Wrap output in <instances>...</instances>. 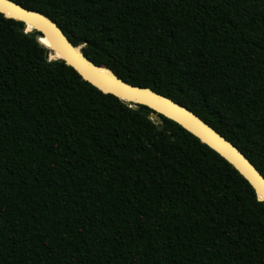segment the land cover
Masks as SVG:
<instances>
[{
  "label": "trees",
  "instance_id": "obj_1",
  "mask_svg": "<svg viewBox=\"0 0 264 264\" xmlns=\"http://www.w3.org/2000/svg\"><path fill=\"white\" fill-rule=\"evenodd\" d=\"M185 106L264 175V0H12ZM0 13V264H264V203L179 124Z\"/></svg>",
  "mask_w": 264,
  "mask_h": 264
},
{
  "label": "water",
  "instance_id": "obj_2",
  "mask_svg": "<svg viewBox=\"0 0 264 264\" xmlns=\"http://www.w3.org/2000/svg\"><path fill=\"white\" fill-rule=\"evenodd\" d=\"M0 13L23 22L26 33H36V40L47 49L46 59L64 61L85 81L105 94L116 96L134 110L140 105L148 107L153 111L149 119L154 123L163 125V119H168L193 134L230 163L251 184L257 199L264 203V175L238 147L191 110L150 88L129 84L111 69L96 65L85 55L87 43L81 42L75 47L58 24L41 12L12 0H0Z\"/></svg>",
  "mask_w": 264,
  "mask_h": 264
}]
</instances>
